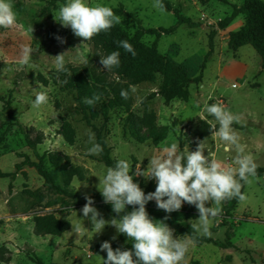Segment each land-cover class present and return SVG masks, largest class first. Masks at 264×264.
<instances>
[{
	"label": "rangeland",
	"instance_id": "374dc122",
	"mask_svg": "<svg viewBox=\"0 0 264 264\" xmlns=\"http://www.w3.org/2000/svg\"><path fill=\"white\" fill-rule=\"evenodd\" d=\"M260 1L264 3V0ZM12 2L17 23L8 29L0 28V173L15 177L0 179V264H32L29 250L43 264H103L106 251H101V244L104 241L115 243L120 235L116 229L106 226L101 233L91 231L93 225L84 219L83 207L74 210L67 198L45 188L44 179L35 169L22 166L26 161L38 164L43 159L44 169L60 188L78 196L102 197L97 176L103 175L107 167L101 163L100 154H88L92 146L90 134L95 135L97 143L92 128L100 132L114 163L123 158L133 165L134 182L139 183L147 194L155 191L156 182L135 176L136 166L146 169L148 158L162 154V149L173 142L180 146V151L185 146L191 151L196 150L199 140L194 136L198 129L195 122L202 120L210 126L216 124L218 128L205 106L221 102L240 117L232 127L239 134L245 152L253 156L258 168L264 169V72L261 59L251 47L236 52L228 49V36L241 29L242 16L224 31L217 28L235 8L242 6L243 0H211L207 6H201L196 0H170L173 9L197 24V28L181 26L175 33L163 36L157 45L162 68L147 82L130 87L128 108L107 110L106 116L103 108L108 104L107 99L101 98L94 106L78 102L77 83L89 90H105L110 97L117 86L126 84L112 71L103 69L99 55L105 54L95 36L83 41L70 27L65 28L55 20L54 13L64 4L62 1L49 12L51 0ZM89 2L108 5L121 17V23L108 31L117 41L128 40L139 29H169L177 23L172 14L155 9L151 0ZM212 31L216 32L214 53L202 83L189 85L187 104L174 101L166 105L157 95L168 76L166 67L175 66L189 79L197 78ZM58 36L66 42L61 43ZM142 43L151 47L154 38L145 37ZM24 46L30 47L32 53L30 63L21 67L18 60ZM62 52H67V70L58 72L54 57ZM37 82L47 91L48 102L33 108L35 94L41 90ZM154 94L156 97L149 100ZM159 134L163 137L162 142L156 141ZM66 138L72 143L69 144ZM206 145L226 166L237 167L233 163L234 148L226 150L225 142L211 136ZM19 166L22 167L18 169ZM73 177L80 183H87V187L83 184L79 190L73 187ZM250 179L251 183L244 186L246 200L236 206L229 219H225L221 211L213 220V235L204 237L224 243L230 229L233 248L221 250L194 245L186 256V264H264V179L256 176ZM94 207L104 219L114 217L103 208ZM155 207L154 200L146 205V208ZM132 210L133 206L129 205L121 215ZM174 212L188 218L190 226L192 220L199 218L198 209L186 202ZM47 216L63 223L68 230L61 237L35 236L34 219ZM81 219L89 230H83L78 237L72 231L71 222L83 224ZM223 221L227 222L226 227L222 226ZM113 236L117 238L113 240ZM132 244L128 241L120 248L130 250Z\"/></svg>",
	"mask_w": 264,
	"mask_h": 264
},
{
	"label": "clouds",
	"instance_id": "9594fccd",
	"mask_svg": "<svg viewBox=\"0 0 264 264\" xmlns=\"http://www.w3.org/2000/svg\"><path fill=\"white\" fill-rule=\"evenodd\" d=\"M153 7L164 11L162 0H154ZM55 20L65 28H71L76 37L83 41L91 40L101 32H108L113 26L121 23V17L116 15L112 7L101 3H90L89 0H66L54 13ZM17 23V13L12 0H0V28H11ZM61 43L66 42L56 37ZM117 45L125 52L136 55L133 45L128 40L117 41ZM80 46H77V48ZM32 49L24 46L18 63L24 67L30 63ZM66 53L62 52L54 57L55 68L58 72L66 71ZM120 51H113L108 55H99L103 69L111 72L120 65ZM41 89L35 94L33 108H40L48 102L47 91ZM134 90V89H133ZM121 97L128 98V91L121 90ZM100 94L91 98H84V103L94 106L100 100ZM209 116L218 123L211 125V137H218L225 142L226 150L234 148L236 156L233 163L237 167L226 166L218 160L215 152L206 145L208 138L198 141L197 148L191 151L187 146L180 151V146L173 142L162 149V154L148 158L146 169L136 166L135 176H143L146 180H155L154 192L145 194L140 184L134 182L131 174L133 165L127 159L116 160L113 166L106 168L99 178L98 190L104 202L112 206L116 214L106 220L93 206L94 199L85 196L86 203L81 209L84 219L90 220L91 231L101 233L106 226H112L118 234H123L132 241V249H113L110 241L101 244V251H106L107 258L103 264H186V256L194 246L192 235L174 236V230L164 220H156L147 211L146 205L155 201L158 209L172 213L181 209L186 202L198 209L199 218L190 222L191 233L202 237H211V226L222 211V204L226 200L238 199L243 202L246 194L242 188L251 183L250 177L257 175L258 165L253 156L245 152L240 144V137L232 127L238 123L240 117L227 110L221 102L205 106ZM92 146L88 149L89 155H99L103 149L95 142V135H89ZM77 177H73V187L80 189ZM77 190V191H78ZM133 210L125 213L127 206ZM210 205V206H209ZM77 213V212H76ZM69 219V218H68ZM82 220V219H81ZM70 221V220H69ZM81 223H72V231L80 236L83 230H89ZM117 237L113 236L115 240Z\"/></svg>",
	"mask_w": 264,
	"mask_h": 264
},
{
	"label": "trees",
	"instance_id": "16d2710c",
	"mask_svg": "<svg viewBox=\"0 0 264 264\" xmlns=\"http://www.w3.org/2000/svg\"><path fill=\"white\" fill-rule=\"evenodd\" d=\"M29 2H44L45 0H27ZM58 1L63 0H51L48 8V12L51 7H53ZM154 1V0H151ZM201 6H207L211 0H196ZM165 10L163 12L172 14L177 23L174 27L169 29H149L137 30L134 35L128 39L129 43L133 45L135 49L136 55L132 56L131 53L125 52L123 48L118 47L117 40H115L112 36L108 34V32H101L95 35L96 43L104 52L105 55L110 54L113 51H120V65L117 68L112 70L113 74L117 75L122 79V81L126 82L123 86H117V90L114 91L113 96L110 97L108 92L97 88L96 90H89L87 86L82 83H77L78 88V102L81 105H84V98H91L94 94H100L101 98L107 99L108 104L103 109V115L106 116L107 110H111L113 108L118 107H129V102L131 100L130 96V87H137L148 81L149 78H152L161 68L162 64L160 63V56L157 52L158 41L163 36H168L176 32V30L181 26H187L189 29L197 28V24H193L190 20L184 18L178 10L173 9L170 0H162ZM131 18V15H126ZM242 16L244 18V24L241 29L232 33L228 36V49L229 51L236 52L237 50L243 47H251L254 52L261 59V70L264 72V3L260 0H243V4L240 8H235L233 10L232 15L229 18L221 21L217 28L220 31L226 30L233 21ZM216 36V32L212 31L208 37V51L204 58V61L201 65L200 73L197 78L191 80L187 77V74L182 72L179 68L175 66H170L169 69L166 67L168 72L167 78L164 80L159 92L158 96H160L166 105H170L174 101H179L181 103L187 104L189 102V85L195 84L200 85L203 80L204 72L206 70L208 61L211 59L214 53V37ZM145 37H153L154 43L151 47L146 46L142 43L143 38ZM121 90L128 91V98L124 99L121 97ZM156 95L154 94L149 98V100L154 99ZM100 98V100H101ZM100 100L98 102H100ZM85 121L88 122L87 118L84 116ZM197 125V133L194 135L198 138V140H203L211 136L210 125H208L205 121L197 120L195 122ZM96 132L97 143L101 145L103 151L100 153V161L106 167L113 166L115 163L111 160L109 156V150L106 148L104 141L101 138L100 132L95 128H92ZM157 137L156 140L161 141L163 137L161 134ZM67 142L71 144V140L66 138ZM155 141V143H157ZM160 143V142H159ZM29 166L30 168L35 169L38 174L45 181V188L48 191L55 193L57 196H61L67 198L71 203V207L75 210L77 208H81L85 205L86 200L85 196H78L72 194L56 184V180H54L49 173L44 169L43 159L39 160L38 164L30 163L26 161L23 165ZM22 166H19L20 169ZM13 175H3L0 173V179H14ZM257 178L264 179V169L257 168ZM242 192L244 193V187L242 188ZM1 196V192H0ZM94 199V205L96 207L103 208L104 210L110 212L113 216L116 214L112 210V206L110 204H106L104 202L103 197L98 195H91ZM238 199L226 200L222 206V213L225 219H229L230 215L236 208V206L240 203ZM147 211L151 217L156 220H164L165 217L168 219L165 221L170 228L174 230V235L176 237H180L186 234L192 235L195 240L194 245L196 246H213L219 248L221 250L232 249L233 246L231 244V239L233 237L232 231L229 229L226 233V239L224 243L214 241L211 239H207L199 236L198 234L191 233V226L188 224V218L179 213L172 212L167 213L164 210L155 208H147ZM222 226L226 227L227 222L223 221ZM68 227L63 223L59 222L55 218L51 216L47 217H37L34 219V235L37 237H61L66 231ZM128 241V238L123 234L119 235L118 240L112 244L113 249L120 248L125 245ZM29 250L30 262L32 264H43L42 260L39 259L35 254ZM106 253V252H105ZM107 258V253H106ZM252 264H254L252 262Z\"/></svg>",
	"mask_w": 264,
	"mask_h": 264
}]
</instances>
